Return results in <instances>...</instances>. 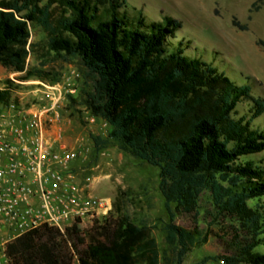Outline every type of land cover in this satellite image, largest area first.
I'll return each instance as SVG.
<instances>
[{"label": "trees", "instance_id": "1", "mask_svg": "<svg viewBox=\"0 0 264 264\" xmlns=\"http://www.w3.org/2000/svg\"><path fill=\"white\" fill-rule=\"evenodd\" d=\"M126 0H0V64L17 80L61 81L62 74L28 67L36 44L33 27L46 33L45 48L58 58H77L84 88L81 104L111 126L109 138L136 158L160 168L159 188L169 222L171 246L163 260L153 226L137 223L124 211L130 189L117 188L114 210L80 229L78 218L65 232L44 225L10 239L8 264H183L206 243L211 230L198 225L208 195L214 218L229 219L227 264H264L255 251L264 234V164L244 155L264 151V128L252 124L264 114V98L239 84L218 66L188 54L176 42L181 21L166 16H129ZM18 81L0 88V104L17 100ZM249 100L248 112L239 104ZM250 114V115H249ZM97 150L108 139L93 137ZM258 198L251 206L249 201ZM175 204V210L172 208ZM182 212L194 220L185 227Z\"/></svg>", "mask_w": 264, "mask_h": 264}, {"label": "rangeland", "instance_id": "2", "mask_svg": "<svg viewBox=\"0 0 264 264\" xmlns=\"http://www.w3.org/2000/svg\"><path fill=\"white\" fill-rule=\"evenodd\" d=\"M123 10L129 16L141 13L148 22L161 21L166 16L180 20L182 27L177 38L170 41L183 40L188 54L213 63L237 83L250 85L255 97L264 98V0H126ZM31 33V41L36 47L28 58V67L62 74L60 83L65 97L54 136L80 151L74 162L76 181L79 183L90 176L88 194L97 200L96 207L80 219V229H86L93 219H102L115 209L118 187L130 189L123 209L137 223L147 222L153 226V235L163 260L170 254L171 246L165 240V225L170 218L159 188L160 168L123 151L117 141L109 138L111 126L80 103L84 84L78 59L64 60L48 52L44 43L46 33L41 27H33ZM23 75L0 64V88L8 79L18 81L21 85H16L15 95L29 105L40 96V90L34 82L37 79H16ZM70 89L76 91L71 93ZM251 105L249 100L242 101L238 106L239 115L248 112ZM252 124L264 128V114L255 118ZM95 136L108 139L106 147L97 150ZM242 158L264 164V151ZM261 200L264 204V197ZM258 201L254 198L249 204L254 206ZM201 207L198 225L204 231L211 230V234L206 243L186 255L183 264H227L217 257L231 254L234 250L229 244L230 221L222 216L214 218L208 195L203 197ZM172 208L175 210V204ZM175 220L187 228L194 225L193 218L186 213H176ZM260 237L262 242L255 251L264 254V234ZM0 264H7L1 252ZM73 264H79L78 260L74 259Z\"/></svg>", "mask_w": 264, "mask_h": 264}, {"label": "built area", "instance_id": "3", "mask_svg": "<svg viewBox=\"0 0 264 264\" xmlns=\"http://www.w3.org/2000/svg\"><path fill=\"white\" fill-rule=\"evenodd\" d=\"M34 82L40 96L33 103L17 99L0 104V252L7 264L10 239L44 225L65 232L97 204L88 194L91 177L76 181L74 162L80 151L53 133L64 87Z\"/></svg>", "mask_w": 264, "mask_h": 264}]
</instances>
